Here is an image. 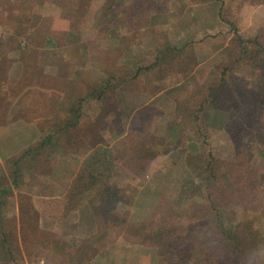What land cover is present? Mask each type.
Masks as SVG:
<instances>
[{"label":"rangeland","instance_id":"obj_1","mask_svg":"<svg viewBox=\"0 0 264 264\" xmlns=\"http://www.w3.org/2000/svg\"><path fill=\"white\" fill-rule=\"evenodd\" d=\"M0 264H264V0H0Z\"/></svg>","mask_w":264,"mask_h":264},{"label":"crops","instance_id":"obj_2","mask_svg":"<svg viewBox=\"0 0 264 264\" xmlns=\"http://www.w3.org/2000/svg\"><path fill=\"white\" fill-rule=\"evenodd\" d=\"M12 21V20H11ZM20 30H21V28H20ZM24 30H26L27 31V29H25L24 28ZM25 31V32H26ZM25 37V38H24ZM24 38V39H23ZM28 39V37H27V34H24V36L23 37H21L18 41H14L15 43H16V46H19V47H22L23 46V48L24 47H32V45H38V44H35V43H33L31 40H27ZM56 45V44H55ZM42 46L43 47H45V46H47V44H46V42H43L42 43ZM12 53H15V55L13 56L14 58L16 57V50L15 51H13ZM19 53H20V51H19ZM45 69V68H44Z\"/></svg>","mask_w":264,"mask_h":264}]
</instances>
